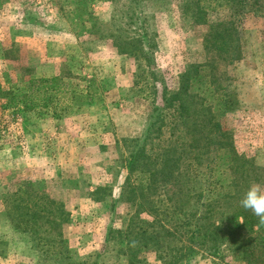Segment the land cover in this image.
<instances>
[{
  "label": "rangeland",
  "instance_id": "obj_1",
  "mask_svg": "<svg viewBox=\"0 0 264 264\" xmlns=\"http://www.w3.org/2000/svg\"><path fill=\"white\" fill-rule=\"evenodd\" d=\"M128 1L0 0L2 89L23 94L30 80L54 78L64 91L39 95L31 111L5 109L0 100V264H129L130 254L121 255L126 240L111 242L107 252L104 245L109 227L131 236L143 222L152 221L147 205L136 206L120 195L128 176L130 144L162 103L152 89L160 92L164 82L173 87V80L191 64L206 67L202 75L209 83L208 94L200 92V97H207L212 106L224 97L235 101L222 118L223 131L234 150L257 168L255 183L264 185V6L233 16L241 17V56L227 62L204 50L207 26L193 25L183 11L191 0H141L156 48L157 81L149 84L134 54L121 50H127L131 35L121 17ZM208 11L209 22L232 17L224 7ZM218 154H204L203 168L210 165L216 174ZM137 174L131 176L133 183L138 182ZM197 179L199 184L186 188L191 195L204 186V179ZM172 183L154 196L155 202L165 199L170 211ZM16 205L18 210L13 209ZM41 206L61 222V243L49 244L51 236L15 228L16 222L26 220L28 209L40 214ZM212 221H223L225 237V217ZM235 237L238 242H230L235 250H229L226 241L219 259L197 252L181 263L248 264L241 256L244 233ZM186 246L197 247L194 240ZM131 247L136 256L130 263L163 264L152 248L137 252L140 246Z\"/></svg>",
  "mask_w": 264,
  "mask_h": 264
},
{
  "label": "trees",
  "instance_id": "obj_2",
  "mask_svg": "<svg viewBox=\"0 0 264 264\" xmlns=\"http://www.w3.org/2000/svg\"><path fill=\"white\" fill-rule=\"evenodd\" d=\"M140 3L141 0H129L128 5H123L126 11L125 14L121 13V17L125 21L121 20L128 26L131 35L127 34V50H121L131 56L134 54L138 59V69L150 78L151 84L157 81L158 75L154 72L156 48ZM263 6L264 0H191L183 5V11L193 25L207 26L203 38L204 50L214 53L219 59L233 62L241 56V17L235 19L233 16L241 10L252 11ZM217 7L232 11V17L227 21L209 22L208 10ZM203 69L206 67L201 64H191L173 80V87L165 82L160 83L162 88L158 92L153 86L155 90H152L160 96L162 103L153 109L154 115L147 116L141 136L131 141L128 176L120 188V195L128 202H136L139 207L148 206L147 213L152 221L143 222L131 236L125 232L127 230L109 227L104 245L106 252L111 242L120 240L122 244L126 240L127 249L121 255L129 257L130 254V262L136 256L131 245L140 246L137 252L152 248L163 264H182L183 259L197 252L219 259L223 256L220 246L228 241L227 248L235 250L232 248L238 242L235 235L243 232L242 258L248 264H264V227L257 229L258 218L239 203L249 187L258 181L257 168L252 161L234 150L229 134L222 128V118L230 113L235 101L224 97L212 106L207 97H200V92L208 94L209 87L202 75ZM62 87L54 78L32 79L23 94L5 91L0 86V100L5 101V109L21 107L22 111H31L39 95L63 94ZM211 152L219 153L220 165L216 174L210 165L202 166L203 155ZM213 166L216 168L217 164ZM202 169L208 171L201 172ZM135 173H138L137 183L131 181ZM203 174L205 179L199 176ZM140 175L143 177L139 178ZM198 177L204 179V186L199 185V189L191 195L186 188L189 184H199ZM169 181L174 182L172 186L175 188L173 199L170 198L172 211L164 207L163 198L157 200L160 208L155 209L157 202L154 196ZM94 194H98L97 191ZM191 198L194 199L192 204ZM115 202L112 201L111 205L112 215L115 214ZM18 208L17 205L13 206L14 210ZM40 208V214L28 209L24 213L26 220L16 222L15 228L23 231L29 228L32 234L40 232L47 238L51 236L53 238L48 240L49 244L61 243V222L50 210L44 211L46 206ZM226 208L227 213H220ZM189 211H193V214L189 215ZM216 216L225 217L227 221L225 237L221 226L223 221L220 224L212 221ZM192 218H196L195 224L193 230L188 231ZM129 238L134 242H128ZM193 240L197 247H187L186 243L192 244Z\"/></svg>",
  "mask_w": 264,
  "mask_h": 264
},
{
  "label": "clouds",
  "instance_id": "obj_3",
  "mask_svg": "<svg viewBox=\"0 0 264 264\" xmlns=\"http://www.w3.org/2000/svg\"><path fill=\"white\" fill-rule=\"evenodd\" d=\"M239 203L258 218L257 229L264 227V185L253 183Z\"/></svg>",
  "mask_w": 264,
  "mask_h": 264
}]
</instances>
